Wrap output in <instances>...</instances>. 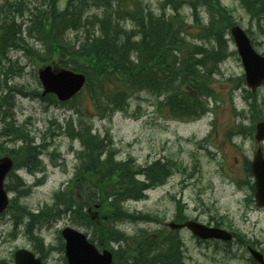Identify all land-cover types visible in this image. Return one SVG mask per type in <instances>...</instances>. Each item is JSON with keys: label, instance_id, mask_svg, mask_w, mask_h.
<instances>
[{"label": "trees", "instance_id": "16d2710c", "mask_svg": "<svg viewBox=\"0 0 264 264\" xmlns=\"http://www.w3.org/2000/svg\"><path fill=\"white\" fill-rule=\"evenodd\" d=\"M201 1L209 17L206 26L198 15ZM189 3L192 21L188 26L180 16V0H165L159 14L141 0H67L62 10L58 8V0H0V67L8 72L17 67V60L10 55L15 52L29 57L36 65L56 62L83 73L87 85L71 103L86 98L90 116L103 118L125 111L133 94L147 91L161 98L158 108H164L171 117H199L207 110L206 99L214 96L209 76L214 65L226 56L223 34L233 22L218 0ZM242 3L250 15L264 16V0H242ZM94 11L97 12L92 13ZM125 21L131 23L130 29L123 26ZM202 34L206 42H211L210 47L209 44L208 47L192 44L186 38L200 39ZM30 40L37 43L38 48ZM3 74L4 70L0 71V76ZM4 87L0 109L5 108L12 93L31 94L9 88L6 80ZM6 118L11 122L0 128V139L15 135L22 144L12 151L14 166L38 170L41 166L37 160L39 147L33 145L22 128H15L11 116ZM245 129L238 123L229 129L227 136L243 134ZM64 130L82 146L77 153L75 176L63 192L54 195L52 207L36 214L22 208L21 216L27 218L26 225L31 229L35 222L67 215L74 223L90 229L92 238L101 246H108L110 242L121 244L119 250L114 251V256L119 257L115 264H184L181 244L171 233L140 231L127 237L110 225L126 220L154 221L148 215L136 217L127 213L122 203L140 200L144 191L163 184L178 165L171 160L164 163L157 160L144 169H137L131 161H115L110 137L92 134L89 124L79 120L76 125L68 124ZM2 153L0 143V155ZM139 174L144 176L142 182L136 179ZM10 179L14 186H6L9 192L27 193L26 189H20L23 185L18 178L10 174ZM180 211L178 206V222L183 221ZM33 238L42 255L41 240ZM0 264L8 263L0 261Z\"/></svg>", "mask_w": 264, "mask_h": 264}, {"label": "rangeland", "instance_id": "374dc122", "mask_svg": "<svg viewBox=\"0 0 264 264\" xmlns=\"http://www.w3.org/2000/svg\"><path fill=\"white\" fill-rule=\"evenodd\" d=\"M65 1L59 0L60 9ZM142 1L159 14L162 0ZM219 1L237 25L252 33V38L259 43L255 50L264 55V21L258 24L255 23L256 19L250 21L244 6L234 0ZM181 13L189 23L191 9L184 6ZM257 18L260 20L264 16L259 15ZM200 19L206 26L209 17L202 10ZM123 26L126 29L132 27L128 21ZM199 37L201 40L186 38L192 44L204 47L209 44L210 47L211 42H205V35ZM224 39L229 56H224L222 61L214 65L218 73L213 75L219 101L213 106L212 112L191 122L170 120L163 109L157 106L161 98L157 99L147 91L134 94L125 111L107 114L103 118L90 116L86 98H79L70 105H60L49 97L41 98L36 76L38 65L21 53L12 52L10 55L18 64L10 72L0 67V71L4 70L5 73L0 76V95L5 94V80L9 88L31 94L12 93L7 98L5 108L0 109V128L3 118L13 116L15 128H22L34 146L41 145V157L37 160L41 162L42 170L36 174L34 169H31V174L27 168L14 172L26 186L27 193H10L11 201L15 202L10 205L7 213L0 216V261L12 264L13 254L19 249L37 253L33 240L36 237L43 242L45 264H66L60 250L63 243L60 231L71 227L91 239L92 231L73 223L67 215L44 223L36 222L31 229L26 225L27 218L21 216L22 208L36 214L52 207L54 194L61 193L69 186L78 166L77 152L81 151L82 146L78 139L72 140L66 136L64 129L68 124L76 125L81 120L91 125L93 132L100 137H110L116 150L114 159L117 162L131 161V165L137 169H143L158 159H170L178 165L166 183L150 188L142 201L129 200L122 203L127 213L134 216L149 215L156 221H123L110 225L127 236H133L141 230L148 234L167 231L169 228L166 224L174 220L177 213L175 201L179 200L184 204V215L188 220L208 226L218 225L241 235L240 239L237 236L231 243H221L201 242L186 230L176 232V237L183 244L185 264H254L246 251V246L251 244L245 242H251L264 254V208H258L253 201L245 162L251 161L257 148L251 129L258 121H264V85L255 93L261 106H256L257 112L252 117L241 98L246 88L243 80H238L243 76L240 60L237 54H233L236 52L235 47L227 33ZM30 41L38 48L37 43ZM229 80L236 81L231 83ZM240 111H244V114L238 120L234 112ZM233 120H242L246 129L243 134L228 138ZM0 143L6 152L16 151L22 145L15 135L1 138ZM262 150L264 152V144ZM138 179L141 180L142 176H138ZM6 183L14 186V182L9 179ZM20 189L24 191V188ZM130 241L127 239V242ZM107 245L117 251L121 244L110 242ZM114 257L116 261L119 259L118 256Z\"/></svg>", "mask_w": 264, "mask_h": 264}, {"label": "water", "instance_id": "95a60500", "mask_svg": "<svg viewBox=\"0 0 264 264\" xmlns=\"http://www.w3.org/2000/svg\"><path fill=\"white\" fill-rule=\"evenodd\" d=\"M241 58L242 65L246 73V82L255 90L264 80V58L258 56L250 47L249 41L244 32L237 26L230 31ZM53 63L39 68L37 75L40 85L43 89L42 97L52 94L59 102H67L72 99L85 85L84 75L72 72L66 69H56ZM256 141L264 139V123L256 127ZM12 168V161L9 157L0 159V213L5 209L8 203L7 195L3 189V181ZM251 170L255 178V202L258 206H264V158L258 150L251 163ZM169 227L178 230L186 227L192 234L202 240L219 239L230 241L232 236L224 230L217 228H207L201 224L188 221L181 225L170 223ZM65 240V258L68 264H111L112 255L104 250L99 253L91 245L86 237L71 228H65L61 232ZM254 260L264 264L263 256L249 249ZM15 264H42L40 259L35 258L34 254L26 250H18L14 254Z\"/></svg>", "mask_w": 264, "mask_h": 264}, {"label": "bare ground", "instance_id": "6f19581e", "mask_svg": "<svg viewBox=\"0 0 264 264\" xmlns=\"http://www.w3.org/2000/svg\"><path fill=\"white\" fill-rule=\"evenodd\" d=\"M12 89H13V87H12ZM8 90V89H7ZM14 90V89H13ZM12 93V92H11ZM7 95H9V94H7ZM11 96V95H10ZM7 98V97H6ZM9 100V99H8ZM2 112V111H1ZM6 113V112H5ZM9 135V134H8ZM49 220V219H48ZM36 223V222H35ZM32 235V234H31ZM34 235V234H33ZM179 249V248H178ZM141 260V259H140ZM125 264V263H124ZM148 264V263H147Z\"/></svg>", "mask_w": 264, "mask_h": 264}]
</instances>
